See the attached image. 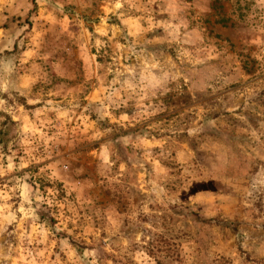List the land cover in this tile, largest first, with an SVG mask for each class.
Masks as SVG:
<instances>
[{
	"label": "rangeland",
	"instance_id": "rangeland-1",
	"mask_svg": "<svg viewBox=\"0 0 264 264\" xmlns=\"http://www.w3.org/2000/svg\"><path fill=\"white\" fill-rule=\"evenodd\" d=\"M0 264H264V0H0Z\"/></svg>",
	"mask_w": 264,
	"mask_h": 264
}]
</instances>
